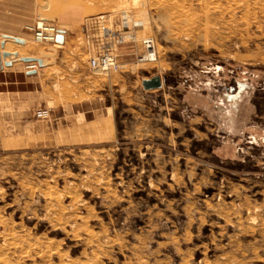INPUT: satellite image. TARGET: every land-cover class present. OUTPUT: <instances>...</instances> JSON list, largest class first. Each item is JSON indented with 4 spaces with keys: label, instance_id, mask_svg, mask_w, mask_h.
<instances>
[{
    "label": "rangeland",
    "instance_id": "obj_1",
    "mask_svg": "<svg viewBox=\"0 0 264 264\" xmlns=\"http://www.w3.org/2000/svg\"><path fill=\"white\" fill-rule=\"evenodd\" d=\"M246 1L112 0L83 29L122 10L140 28L106 72L86 32L0 37L51 111L0 122V264H264V0Z\"/></svg>",
    "mask_w": 264,
    "mask_h": 264
},
{
    "label": "crops",
    "instance_id": "obj_2",
    "mask_svg": "<svg viewBox=\"0 0 264 264\" xmlns=\"http://www.w3.org/2000/svg\"><path fill=\"white\" fill-rule=\"evenodd\" d=\"M105 5L112 6V0H0V37H30L32 32L28 26L37 18L50 19L60 29L61 45L72 48L85 34L82 24L85 15ZM128 56L131 55L122 49L118 61L122 63L130 58ZM19 64L21 62L7 57L5 60L0 58V122L7 123L6 127L12 129L27 125L33 107L34 112L45 107L40 89L33 85L38 72L22 70Z\"/></svg>",
    "mask_w": 264,
    "mask_h": 264
},
{
    "label": "built area",
    "instance_id": "obj_3",
    "mask_svg": "<svg viewBox=\"0 0 264 264\" xmlns=\"http://www.w3.org/2000/svg\"><path fill=\"white\" fill-rule=\"evenodd\" d=\"M90 19L91 22L86 25L84 30L88 39L91 36L96 39L100 50L95 56L89 57L88 65L92 70L106 72L117 64L118 52L115 51L119 46L128 42L129 39H133V30H138L140 27L138 23L131 21L126 10H122L118 14H100ZM106 22L107 24H104ZM28 28L32 32L33 40L38 43L53 44L57 41L56 37L60 33L58 26L46 19H38ZM140 39L141 51L137 55V61H155L157 58V47L154 38L152 36H143ZM32 68L34 66L25 65L26 70H31ZM49 112L48 107H41L35 110L34 115L37 119H47Z\"/></svg>",
    "mask_w": 264,
    "mask_h": 264
},
{
    "label": "water",
    "instance_id": "obj_4",
    "mask_svg": "<svg viewBox=\"0 0 264 264\" xmlns=\"http://www.w3.org/2000/svg\"><path fill=\"white\" fill-rule=\"evenodd\" d=\"M12 39L14 41H16V42H23L22 38L14 37ZM56 40L58 42H62V37H61L60 34L57 35ZM2 45H4V43H2ZM8 55H9V52H7V51H3L2 52V56L3 57H7ZM33 59H36L37 62L39 64H41V59L40 58H31V57H23L22 58L23 61H31ZM7 64H9V63H7ZM32 72H34V71H32ZM161 85H162V79H161V77L159 75H154V76H152L150 78H146V79L142 80V86H143L144 89H155V88H159Z\"/></svg>",
    "mask_w": 264,
    "mask_h": 264
},
{
    "label": "bare ground",
    "instance_id": "obj_5",
    "mask_svg": "<svg viewBox=\"0 0 264 264\" xmlns=\"http://www.w3.org/2000/svg\"><path fill=\"white\" fill-rule=\"evenodd\" d=\"M244 1V4L247 2L246 0H243ZM132 22H136V23H138L139 21H133V20H131ZM139 24L140 23H138V26H139ZM5 39V38H4ZM7 39V38H6ZM8 40V39H7ZM18 43H20V44H23L24 43V39H23V42H18ZM55 43H57V44H60L61 45V43L62 42H58V41H56ZM54 44V43H53ZM4 45H5V43H4ZM4 45H3V47H4ZM4 51H6V50H4ZM8 52V51H7ZM1 53V52H0ZM10 53V52H9ZM12 53H14V57H17V52H12ZM11 53V54H12ZM11 54H10V56H11ZM1 57V56H0ZM23 57H30V56H22V57H20L21 59L23 58ZM2 58V57H1ZM31 58H34V57H31ZM5 59H6V57H5ZM4 59V60H5ZM23 61V60H22ZM32 61V60H31ZM35 61H37V60H35ZM3 62V61H2ZM26 62V61H25ZM38 63V62H37ZM41 64H42V60H41ZM26 66H28V65H26Z\"/></svg>",
    "mask_w": 264,
    "mask_h": 264
}]
</instances>
